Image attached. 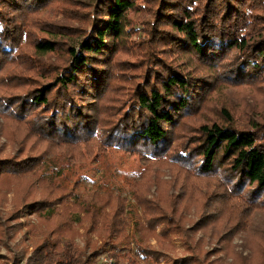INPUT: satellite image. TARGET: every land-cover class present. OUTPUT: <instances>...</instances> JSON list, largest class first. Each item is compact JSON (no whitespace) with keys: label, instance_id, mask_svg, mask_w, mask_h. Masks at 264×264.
<instances>
[{"label":"trees","instance_id":"1","mask_svg":"<svg viewBox=\"0 0 264 264\" xmlns=\"http://www.w3.org/2000/svg\"><path fill=\"white\" fill-rule=\"evenodd\" d=\"M50 10L60 22L41 20ZM68 20L77 25L64 24ZM48 54L61 55V62L43 64ZM11 64L13 69H6ZM205 70L209 76L199 75ZM116 79L126 92L99 125V102ZM244 83L264 84V0H0V87L13 92L0 96V116L15 123L32 149L47 145L22 160L0 159V183L25 180L26 192L38 187L43 197L21 208L53 220L65 206L68 195L59 193L65 189L43 176L35 183L26 177L35 175L51 147L81 146L100 126L102 148L116 143L144 164L169 157L195 178L219 176L215 201L226 210L242 204L264 209L262 116L241 126V118L222 106L216 121L184 130L201 114L210 93ZM64 153L75 160L89 154L82 146ZM112 194L100 198V207L88 206L91 222L107 218L103 207ZM136 198L153 205L140 194ZM155 207V221L169 222L172 230L176 220ZM242 212L237 220L245 223L251 213ZM59 227L66 224L59 223L57 232ZM58 246L46 251L43 264H85L81 254L71 253V245L60 251ZM109 247L116 251L115 245Z\"/></svg>","mask_w":264,"mask_h":264},{"label":"rangeland","instance_id":"2","mask_svg":"<svg viewBox=\"0 0 264 264\" xmlns=\"http://www.w3.org/2000/svg\"><path fill=\"white\" fill-rule=\"evenodd\" d=\"M57 15L51 10L43 12L41 20L60 22ZM64 24L77 25L74 20ZM26 52L33 54L30 48ZM60 59L59 54H48L41 58V62L56 65ZM12 66L5 67L12 70ZM121 66L132 68L128 64ZM118 72L123 73V69ZM209 74L206 70L199 71L201 76ZM123 85L121 79L113 81L99 102L101 114L96 115L97 124L103 125V119L121 104V101L117 102L126 92ZM8 94L13 92L0 87V96ZM208 99L201 114L187 121L184 130L191 131L193 126L205 121H216L217 110L222 106H228L236 118H241V126L246 125L244 121L252 116L264 118V84H224L210 93ZM99 129L81 145L89 152L85 157L75 160L64 153L81 146L70 149L51 147V155L44 158L46 160L35 175L26 177L35 183L37 176H43L52 179L55 187L65 189L59 192L68 195L64 199L65 206L59 207L60 213H56L53 220L38 219L21 208L43 197L38 187L26 192L25 180L8 181L7 184H2L6 180H1L0 264H43L41 258L46 251L49 253L51 247L58 244L57 251L71 245V253L81 254L85 264H264V256L259 254L260 249L264 251V209H246L247 204H242V207L234 206L228 211L221 201H215V193H221L219 176L195 178V172L179 166L169 157L144 164L132 151L116 143L102 148ZM17 131L14 122L0 116V159L22 160L47 147L40 144L32 149V141ZM106 192L116 193L103 207L107 218H99L93 223L87 208L91 204L100 207V198H104ZM137 194L152 201L153 205L145 204L142 199L143 203L139 204ZM154 205L176 220L172 230H168L169 222L155 221ZM18 209L20 212L15 214ZM241 210L251 213L245 223L237 220L236 213ZM59 223L66 224V227H59L57 232ZM260 242L262 246H259ZM110 244L115 245L116 251L111 250ZM151 252L158 256L149 254ZM142 256L149 261H143Z\"/></svg>","mask_w":264,"mask_h":264}]
</instances>
